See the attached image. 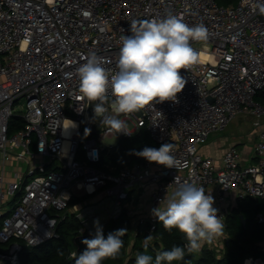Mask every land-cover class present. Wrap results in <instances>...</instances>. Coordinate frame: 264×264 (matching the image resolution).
<instances>
[{"label":"built area","instance_id":"obj_1","mask_svg":"<svg viewBox=\"0 0 264 264\" xmlns=\"http://www.w3.org/2000/svg\"><path fill=\"white\" fill-rule=\"evenodd\" d=\"M170 11L189 26L203 23L208 28L207 42H192L200 61L181 69L187 83L177 102L121 114L133 129L115 134L94 118V104L79 93L76 69L94 53L114 73L120 36L131 35V23L163 18ZM238 114L249 115L253 126L264 120V15L255 11V0L226 5L215 0H0V243H8L0 248V262L15 263L21 242L33 246L56 237L55 224L70 211L74 190L90 194L102 189L112 199L109 218L120 213L130 188L152 183L150 214L132 224V235L143 226L142 244L154 236L157 218L151 210L174 189L175 180L204 189L216 183L221 200L226 192L237 199H264V128L253 145V163L240 166L233 146L223 152L219 165L198 153L211 132ZM63 118L76 126L64 132ZM96 124L99 140L81 135L83 128ZM142 126L156 148L175 145L178 169L147 160L115 172L96 166L103 138L127 136ZM9 161L23 169L6 176L3 166ZM213 207L225 223L224 207ZM71 209L80 218L79 232L96 230L94 209ZM255 219L264 225L263 212ZM242 263L264 261L246 256Z\"/></svg>","mask_w":264,"mask_h":264},{"label":"clouds","instance_id":"obj_2","mask_svg":"<svg viewBox=\"0 0 264 264\" xmlns=\"http://www.w3.org/2000/svg\"><path fill=\"white\" fill-rule=\"evenodd\" d=\"M255 11L264 15V0H255ZM130 32L131 35L120 36L121 47L114 73L104 67L103 58L94 53L76 69L79 93L94 104V118L115 134H129L127 121L119 118L121 114L127 117L146 107L156 111L154 103L177 102L178 94L187 83L181 69L188 70L200 61V53L192 47V42H207L210 35L203 23L189 26L171 11L163 18L134 20ZM63 121L61 126L65 131L76 126L70 119L63 118ZM174 148L173 143H165L159 148L145 147L134 154L150 163L178 169L180 164ZM174 184L171 193L151 212L165 230H178L186 243L173 245L155 257L147 252L138 254L135 264L183 261L186 255L199 253L205 244H213L224 234V219L213 207L211 193L188 180H175ZM94 226L93 238L82 241L85 250L71 253L74 264H102L121 254L122 237L127 230L110 232L105 238L98 220L94 221ZM154 239L153 235L143 239L145 250Z\"/></svg>","mask_w":264,"mask_h":264},{"label":"trees","instance_id":"obj_3","mask_svg":"<svg viewBox=\"0 0 264 264\" xmlns=\"http://www.w3.org/2000/svg\"><path fill=\"white\" fill-rule=\"evenodd\" d=\"M215 1L218 4L226 5L235 3L237 0ZM83 129L81 135L88 137L90 129ZM157 146L158 143L152 140L147 130L142 126L130 135L118 137L115 144L105 145L96 166L115 172L121 166L146 160L135 155L134 152H139L145 147L156 148ZM85 197L86 194L78 197L70 196L68 200L70 211H67L64 218L55 224L56 237L46 239L33 246L21 242L16 262L10 263L6 260L1 261L0 264H74L70 252L77 254L83 252L86 245L82 241L93 238L96 232V230L89 233L79 232L82 225L80 218L77 216V212L71 209L73 204ZM122 202L120 213L116 217L107 218L101 227L105 238L110 232L126 229L127 233L122 237L124 247L117 258H108L102 264H135L138 254L147 252L155 257L158 252L170 250L173 245H184L185 239L178 230H165L157 219L153 229L155 239L145 250L140 241V235L144 232L143 226L138 225L137 233L132 235V221L125 211V202ZM257 212L264 213V199L258 197L238 199L236 206L232 207L226 215L224 229L226 235L221 249L218 251L203 247L199 253L186 255L183 261L173 262V264H243L242 261L246 256L260 257L264 261V249L255 244L264 236V225L255 219ZM7 246L8 243H0V248H7ZM218 252L221 253L218 254Z\"/></svg>","mask_w":264,"mask_h":264},{"label":"crops","instance_id":"obj_4","mask_svg":"<svg viewBox=\"0 0 264 264\" xmlns=\"http://www.w3.org/2000/svg\"><path fill=\"white\" fill-rule=\"evenodd\" d=\"M225 127L220 131L211 132L206 138V140L198 146V153L202 156L212 158L215 164L219 165L223 152L228 147L233 146L237 149L239 153V157H240L239 165L240 166L253 163L255 160L253 157V145H254L255 140L257 139L259 130L261 128H264V120H262L260 126H253L254 128L256 127L255 129H252V130L251 129H244V130L241 129L240 132L238 133L240 138L234 139V140L231 138V136H226L225 132H223ZM88 129L90 128L88 127ZM136 130H133L132 133H134ZM95 133H96V130L94 127L93 134ZM89 134L90 135L88 137H92L93 134H91L90 132ZM117 138L118 137H115V141L108 146L115 144V142L117 141ZM15 169L22 170L23 166L20 165V167L19 166L17 167L15 163L9 161L4 164L3 173L6 176H10L11 170H15ZM108 171H111V170H108ZM152 188H153L152 183L141 182L128 190V198L124 206H125L126 213L131 218L132 224H133V221L136 220L137 218L144 217L150 214L149 192ZM172 190L173 189H170L167 192V195L170 194ZM205 191L206 193H211V195L214 197L213 205H219V206L224 207V209L226 210V215L232 207L236 206L238 199L235 198L232 192L224 193L222 200L218 198L219 192H218V185L216 183H211L208 186H206ZM85 194H86L85 198L77 201L73 205H75L79 209H83V208L94 209V211L96 212V221L99 218V216H102L104 214V219L102 220V223H103L107 219V215L110 209V207H108L109 203L107 202V200L112 201V199L110 197L105 196L102 189L93 191L90 194L82 193L81 191H78V190H74L72 192V196H77V197L85 195ZM129 200L130 202H128ZM226 215H225V218H226ZM225 235L226 234L224 231L223 236H221L211 245L205 244L204 247L216 249V250H218V248L221 249Z\"/></svg>","mask_w":264,"mask_h":264},{"label":"rangeland","instance_id":"obj_5","mask_svg":"<svg viewBox=\"0 0 264 264\" xmlns=\"http://www.w3.org/2000/svg\"><path fill=\"white\" fill-rule=\"evenodd\" d=\"M127 121V129L131 130L133 129V124L131 123L130 119L128 118H124ZM251 117L247 114H238L236 116H234L226 125L225 129L223 132H225L226 136H231V138L234 139H239V132L241 129H255L253 127V125L251 124ZM96 133L92 135V137H95L96 139L99 140V136H100V131H99V127L96 124ZM115 141V137L110 136V137H105L102 139V143L104 145H110L111 143H113ZM240 145V144H239ZM20 167V164H17ZM127 200V199H126ZM126 200H123V202H126ZM107 202L109 203L108 207H110L111 204V200H107ZM122 202V203H123ZM130 202V200L128 201ZM101 214V213H100ZM104 219V214L102 216H99V218L97 219L99 221V224L102 223V220ZM132 236V235H131ZM220 250V248H218V251ZM221 253V252H220ZM218 252V254H220Z\"/></svg>","mask_w":264,"mask_h":264},{"label":"water","instance_id":"obj_6","mask_svg":"<svg viewBox=\"0 0 264 264\" xmlns=\"http://www.w3.org/2000/svg\"><path fill=\"white\" fill-rule=\"evenodd\" d=\"M89 128H90V130H91L90 133L93 134V133H94V126H93V125H90ZM255 244H256L258 247L264 249V236H263L262 239L256 241Z\"/></svg>","mask_w":264,"mask_h":264},{"label":"bare ground","instance_id":"obj_7","mask_svg":"<svg viewBox=\"0 0 264 264\" xmlns=\"http://www.w3.org/2000/svg\"><path fill=\"white\" fill-rule=\"evenodd\" d=\"M64 123H65V122H64ZM64 123H63V124H64ZM63 130H64V129H63ZM64 132H66V131L64 130Z\"/></svg>","mask_w":264,"mask_h":264}]
</instances>
